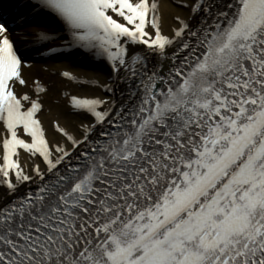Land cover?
<instances>
[{"label": "snow or ice", "instance_id": "6c2138e0", "mask_svg": "<svg viewBox=\"0 0 264 264\" xmlns=\"http://www.w3.org/2000/svg\"><path fill=\"white\" fill-rule=\"evenodd\" d=\"M26 6L15 39L0 17V264H264V0H186L170 34L159 0ZM18 42L107 62L110 99L70 95L50 140Z\"/></svg>", "mask_w": 264, "mask_h": 264}, {"label": "bare ground", "instance_id": "6f19581e", "mask_svg": "<svg viewBox=\"0 0 264 264\" xmlns=\"http://www.w3.org/2000/svg\"><path fill=\"white\" fill-rule=\"evenodd\" d=\"M159 2L163 14V30L166 34H170L176 27H178L176 18L188 16V10L183 6L186 0H159ZM40 22H43V18H40ZM24 30L25 29L21 28L15 32H11L13 38L15 39L17 34ZM36 46L39 45L24 44L22 42L17 43V47L23 49ZM79 50L83 51L85 56H82L83 54L76 55L73 58V60H76V64H74L72 60L61 63L48 60L44 64L29 62L24 68H22V74L27 81V87L17 85L16 91L18 95L28 94L32 96L33 99H39L41 103H44L45 106L43 107V112L38 113V118L41 119L50 140L59 139L53 129V125L57 121H59L62 126L68 127L70 130H75L82 119L80 116H77L72 112L68 102V97L70 95L105 99V97L102 96V92H104L103 85L106 83L114 85V73L110 70L107 74V66L102 63L106 62L94 58L83 49ZM51 52V49H43L34 52V54L32 53L30 57L33 55L48 56ZM93 59L100 61L102 67L100 68L94 65L91 61ZM65 71L75 75L79 81H88V83L84 84L73 80H65L62 75ZM38 72L44 73V77L39 78L37 75ZM53 75L56 77H53ZM35 81H39L41 85L48 89V92L41 93L37 96L34 85ZM51 92H53L52 95ZM121 95L122 93L117 89L116 98L119 99ZM56 104H59L58 107L61 108L55 107ZM23 163L26 168L31 166V161L26 155L23 157ZM32 187H35V185ZM26 188L27 186L21 188V194ZM2 197L3 189H0V198Z\"/></svg>", "mask_w": 264, "mask_h": 264}, {"label": "rangeland", "instance_id": "374dc122", "mask_svg": "<svg viewBox=\"0 0 264 264\" xmlns=\"http://www.w3.org/2000/svg\"><path fill=\"white\" fill-rule=\"evenodd\" d=\"M38 76H39V78H43V77H44V74H43V73H38ZM52 94H53V92H51V95H52ZM103 96H104L105 98H107V97H108V94L104 93ZM58 106H59V104H56L55 107H58ZM58 108H61V107H58ZM68 116H69V115H68Z\"/></svg>", "mask_w": 264, "mask_h": 264}]
</instances>
